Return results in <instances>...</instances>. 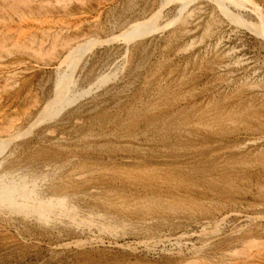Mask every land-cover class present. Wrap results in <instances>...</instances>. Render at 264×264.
Wrapping results in <instances>:
<instances>
[{
    "label": "rangeland",
    "instance_id": "374dc122",
    "mask_svg": "<svg viewBox=\"0 0 264 264\" xmlns=\"http://www.w3.org/2000/svg\"><path fill=\"white\" fill-rule=\"evenodd\" d=\"M217 1L0 0V264H264V0Z\"/></svg>",
    "mask_w": 264,
    "mask_h": 264
},
{
    "label": "bare ground",
    "instance_id": "6f19581e",
    "mask_svg": "<svg viewBox=\"0 0 264 264\" xmlns=\"http://www.w3.org/2000/svg\"><path fill=\"white\" fill-rule=\"evenodd\" d=\"M185 1H187V0H185ZM213 1L220 7L221 11L224 12V8L222 6H220L219 2L217 0H213ZM160 14H161V12L159 11V15ZM144 22L145 23H143V22L139 23V24L136 23L133 26L123 30L122 32L119 33L118 37L113 38V39L114 40H120V39L122 40V39H124L123 40V41H125L123 43V44H125L124 46H130V44L135 43L136 40H133L131 35H130V32L135 27V25L146 26V30L140 32L139 39L141 41L144 40L147 37H150V35H148V34H150V32H152L153 29H154L153 23L147 24L146 21H144ZM151 22H153V21H151ZM75 51L76 50H73V51L71 50L67 54L65 59L61 62V66L59 67V69H57V72L59 73V80L53 84L52 97H51V99L48 102H46V105L43 107V110L40 113L41 123H51L56 118H58L61 113H63L64 111L70 109L71 107H73L77 102H79V100H81L86 94H88V92L91 91V90L83 91V94H82V93H80L82 91V89L79 88V85L77 87H74L71 90V92H70L71 100L69 101L68 104H66L67 101H66V98H65V87H66L67 81L69 80L70 76L73 74V71H74V69H73V61H74ZM103 84H104V82H103ZM99 86H100V83H99ZM88 89H90V88L88 87ZM5 144H6V142H5ZM2 147H3V144L0 143V148H2ZM1 151L2 150L0 149V152ZM0 162H1V160H0ZM22 184H23V182L21 181L19 176H16L13 173H6V172H2L1 173L0 172V199H1L2 193L5 192V190L7 191L9 189L14 188L15 186L19 187ZM178 239H179V237H177L175 239L165 238L164 241L167 242V243H170V244H175L176 241H178ZM152 245L153 244L147 245V247L150 248V246L152 247Z\"/></svg>",
    "mask_w": 264,
    "mask_h": 264
}]
</instances>
